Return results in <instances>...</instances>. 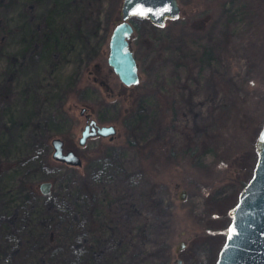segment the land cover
I'll use <instances>...</instances> for the list:
<instances>
[{
  "label": "rangeland",
  "instance_id": "374dc122",
  "mask_svg": "<svg viewBox=\"0 0 264 264\" xmlns=\"http://www.w3.org/2000/svg\"><path fill=\"white\" fill-rule=\"evenodd\" d=\"M44 1L0 0L3 115L11 114V106L25 115L20 122L26 127L13 129L22 136L32 126L34 130L45 126L59 103L63 108L57 112L63 111L64 119L48 125L40 166L26 163L31 146L16 153L8 143H0V264H82L86 210L84 214L78 204L75 179L93 170L86 167L90 160L110 149L118 163L143 169L149 180L163 184L162 195L173 209L174 258L182 256L186 264H212L226 238L229 208L242 189L239 179L251 176L258 157L256 139L264 120V3L179 0L181 23L167 18L169 34L144 16L134 15L131 45L140 80L126 84L108 61L110 33L122 18L123 0H114L108 20L103 13L100 23L110 27L106 41L101 27L100 37L90 35L85 44L70 48L67 57H57L54 65L27 56L36 50L22 22L30 4ZM194 25L201 26L199 36L188 37L187 48L169 41L171 34ZM219 78L231 80L232 85L221 90ZM210 83L220 90L214 111ZM145 96L147 103L142 101ZM83 105L98 122H115L116 135H91L82 144L79 138L87 122ZM125 108L144 112L146 118L132 117ZM226 113L230 123L224 126ZM249 114L255 119L242 128L241 118ZM186 122L189 139L181 129ZM227 130L232 137H226ZM55 135L64 138L66 148L81 154L82 164L53 157ZM44 179L53 182L48 193L40 188ZM182 188H186L184 197ZM181 240L186 244L178 248Z\"/></svg>",
  "mask_w": 264,
  "mask_h": 264
},
{
  "label": "trees",
  "instance_id": "16d2710c",
  "mask_svg": "<svg viewBox=\"0 0 264 264\" xmlns=\"http://www.w3.org/2000/svg\"><path fill=\"white\" fill-rule=\"evenodd\" d=\"M257 1L259 4L264 3L263 0ZM113 3L114 0H46L39 6L36 3L30 4L25 15V22L23 21L22 24L28 30L30 45H34L36 51L25 50L30 52L27 56L38 63L47 62L54 65L53 61L57 57L61 55L67 57L70 54V48L74 49L79 42L85 44L90 35H93L94 39L100 37L101 33L98 31L101 27V29L105 28L103 42L106 41L110 27L108 24L101 25L102 17L104 13L108 20ZM144 18L153 22L148 17L144 16ZM171 19L181 23L180 16L171 17ZM226 23L230 25L229 20ZM153 24L161 27L165 34L170 33L169 26L166 24L154 22ZM200 29V25H194L191 29L173 33L175 36L171 34L168 39L172 43L181 42L180 46L185 49L187 48L185 40L190 36L198 39ZM221 30H223L222 27ZM229 35L227 34L228 38H230ZM223 39L225 41V38ZM172 43L171 46L175 49ZM98 45H100L99 42ZM204 52L211 54L208 50ZM50 55L53 56L52 59L49 58ZM217 81L219 88L223 91L232 85L231 80L228 81L225 78H219ZM210 84L212 87L210 86L209 89H214L210 110L214 111L219 101L217 94L220 90L215 84ZM143 99L146 103L149 101L146 96L142 98V101ZM59 108H63L62 103L58 104L55 112L52 111V118L49 117L43 124L45 126L41 128L37 126L39 127L37 130H34L32 126L29 134L24 136L17 134L13 129L26 127L23 126V122H20L25 121V115L20 116V112L17 114L16 108L11 106V114L8 112L9 115L6 116L3 115V108H0V143H8L16 153H24L26 147L31 146L32 149L25 154L26 163L30 165L29 163L36 162L39 166L40 163L42 165L41 157L46 143L43 136L50 132L48 125L52 126L55 122L62 123L64 120L61 116L63 111L57 112ZM125 109L132 117L141 114L142 119L146 118L144 112ZM4 110H7L6 107ZM29 117L30 115L28 119ZM223 117L227 120L221 121L222 124L229 125L230 114L226 113ZM254 119L250 114L242 117L240 121L242 128L250 126ZM35 121V124L42 125L41 121ZM189 126L188 122L181 125L187 139L192 137L188 131ZM228 134L233 136V132L229 130L226 132V137ZM172 152L171 149V154ZM106 153L98 155V158H92L90 165L88 163L86 167H94V169L90 171L89 168V171L77 174L75 179L81 202L78 204L84 214L86 210V228H83L86 237L81 249L82 256L80 255L82 264H174L176 259L174 250L171 249V241L174 240L173 209L162 195L163 184L149 180L147 172L143 169L128 166L122 160L118 163L116 154L111 149ZM249 178L239 179L241 188Z\"/></svg>",
  "mask_w": 264,
  "mask_h": 264
},
{
  "label": "water",
  "instance_id": "95a60500",
  "mask_svg": "<svg viewBox=\"0 0 264 264\" xmlns=\"http://www.w3.org/2000/svg\"><path fill=\"white\" fill-rule=\"evenodd\" d=\"M169 9V10H166ZM179 0H123L121 20L113 27L109 38L108 61L126 84L140 80L139 62L131 45V36L135 29L130 20L134 15L145 16L157 24H165L167 18L179 16ZM81 107L86 113L87 122L79 138L83 144L91 135H108L117 133L115 122L100 123L96 117ZM53 157L74 164H82L83 158L74 148H66L65 140L59 135L51 139ZM258 157L253 173L239 192L237 201L229 208L231 215L225 241L213 264H264V123L256 139ZM52 180L44 179L40 188L44 193L52 189ZM186 188L180 196L184 197ZM186 244L181 240L178 248ZM177 264H186L182 256L176 258Z\"/></svg>",
  "mask_w": 264,
  "mask_h": 264
},
{
  "label": "snow or ice",
  "instance_id": "6c2138e0",
  "mask_svg": "<svg viewBox=\"0 0 264 264\" xmlns=\"http://www.w3.org/2000/svg\"><path fill=\"white\" fill-rule=\"evenodd\" d=\"M166 10H169V9H166Z\"/></svg>",
  "mask_w": 264,
  "mask_h": 264
}]
</instances>
